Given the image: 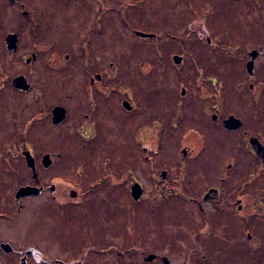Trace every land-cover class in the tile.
<instances>
[{
  "label": "rangeland",
  "instance_id": "1",
  "mask_svg": "<svg viewBox=\"0 0 264 264\" xmlns=\"http://www.w3.org/2000/svg\"><path fill=\"white\" fill-rule=\"evenodd\" d=\"M41 1L51 6L56 0ZM110 1L120 9L107 18L108 23L112 18L114 25L108 26L106 34V67L111 61L118 65L110 84L119 93L115 102L129 97L121 89L123 84L134 85L138 112L125 114L121 108L116 125L105 128L99 138L85 145L71 121L65 123L63 131H51L47 126L38 130L43 143L35 135L37 155L51 152L56 160L51 168L40 169L44 188H39L28 178L25 161L20 159L18 164L14 156L17 132L36 111V96L16 93L10 82V91L0 97L4 118L0 130V243H10L14 251L7 254L0 247V264H163L147 263L139 247L145 254H170L174 264H182L191 246L190 232L197 229L198 210L184 205L176 194L166 195L170 201L164 200L168 182L161 178V172L167 170L166 178L178 179L186 163L194 165L192 178H199L194 174L195 152L189 159L182 156V132L187 125H205L207 117L203 114L211 106L226 115L241 114L247 126L264 131V0ZM84 4L80 0V9L86 13ZM14 7L11 14L17 11ZM64 10L67 8L60 4L55 8L59 26L53 30L55 36L69 38L66 29L80 18L67 17ZM91 12L93 15L94 9ZM15 18L11 29L20 26L18 16ZM30 29L28 25L24 32L21 54L32 48ZM135 29L162 36L155 42L138 37ZM254 48L259 49L260 56L254 75L249 77L246 63ZM174 54L185 56L180 65L174 63ZM22 71L20 60L12 57L11 77ZM77 79L76 74L65 86L59 79L52 99L67 101L65 95L78 89ZM183 87L187 89L185 95H181ZM177 106L186 108L182 112L186 121H180V129H172L170 117ZM258 108L263 109L262 117L256 115ZM77 110L80 114L84 108ZM140 126L146 127L148 134L140 133L138 145L136 127ZM159 129L157 139L153 135ZM209 129L216 152L212 171L195 182L201 189L217 182L216 176L226 164L222 160L237 141L229 135L220 136L221 128L212 124ZM14 157L16 160L11 159ZM244 174L246 169L238 172L236 179ZM135 181L144 188L138 200L131 193ZM28 182L35 183L39 193L17 198L19 188ZM71 189L78 191L75 197H71ZM244 238L238 236L244 244L236 240L239 246L230 247L216 264H264V246L249 249Z\"/></svg>",
  "mask_w": 264,
  "mask_h": 264
},
{
  "label": "flooded vegetation",
  "instance_id": "2",
  "mask_svg": "<svg viewBox=\"0 0 264 264\" xmlns=\"http://www.w3.org/2000/svg\"><path fill=\"white\" fill-rule=\"evenodd\" d=\"M81 1H85L86 5H84L88 8L86 13L80 9L83 7L79 6L80 0H56L51 6L42 4L41 0H0V97L5 92L10 91V82L12 85V80L18 76L26 77L30 88L22 90L12 85L17 90L16 93L20 92L36 96V111L22 124V127L17 132V140L14 142L19 145L16 144L18 149L14 151V153H17L14 156L18 158V164L20 159L25 161L26 169L29 172L28 178L36 181L39 184V188H44L40 169L51 168L56 160L51 152L41 153L40 157L37 155L38 147L36 144L38 142L34 139L35 135L39 143H43L38 139L43 135H40L42 132L38 130H43V127L47 126L51 131H63L65 123L71 121L75 126L76 133L82 139V144L85 145L90 144L95 138H99L105 128L108 129L116 125L115 123L119 120L118 110H121V108L125 114L138 112L137 97L135 98L136 100L133 98V95L136 96L137 92L134 85L131 87L123 84L121 89H124L129 97L123 98L121 101L116 100L115 102V97L119 93L110 84V79L116 76L118 65L115 61H111L109 68H107V56L105 57L106 54H103L107 47L106 34L108 26L110 24L114 25L112 18L109 19V23L107 18L117 15L120 11L119 7H116V4L110 0ZM58 2L61 6L67 8V10L63 11L67 14V17L72 16V19L80 18L79 22L77 20L74 25L70 23L71 27L66 29L67 33H69V38H66V35L59 34L55 36L56 34H54V27L56 26L57 29L59 26L57 23L58 18L54 14L55 8H59ZM77 6L79 7L74 11ZM13 7L17 11L11 14L10 10ZM91 9L95 11L93 15H90L92 13ZM17 16L20 26L19 28L11 29V24L16 21L15 17ZM28 25L31 28L30 41L32 48L22 50L21 54V44L25 39L24 32ZM122 25L121 21L120 27ZM129 28L131 30L134 29L131 25H129ZM137 31L152 34V36H141L137 34ZM134 33L140 38H148L155 42L162 36V34L155 31L138 29H135ZM10 34H17L16 49H11L10 47L11 44L8 38ZM60 37L65 38L59 39ZM207 41L210 43L211 38L208 37ZM63 48L66 49L63 50ZM254 49L258 52V58L260 51L257 48ZM250 52L248 53L249 60L251 58ZM174 56L182 57L181 62L176 63ZM12 57L19 59L24 68V71L14 77H11L10 74ZM184 58L185 56L182 54H174L172 57L176 65H180ZM247 73L249 77L254 75V71L251 74L247 70ZM64 74H69V76L62 79L61 76ZM76 74L78 76L77 91L67 93L65 95L67 101L52 99L56 95V89L58 90L59 79L62 80V84L65 86L69 78ZM253 86L251 84V88ZM186 91L187 89L183 87L181 95H185ZM76 104H79L80 107H76ZM56 107H62L66 110V117L58 123L54 122L53 111ZM80 108H84V111L79 114L80 110L78 111L77 109ZM261 110L263 109L260 108ZM183 111H186V108L179 109L178 107L176 112L172 113L170 117L173 123L172 129H180V121H186L184 119L185 115L182 114ZM256 111L258 117L263 116L259 108ZM199 115L202 116L201 114ZM203 115L207 117L205 125H187L181 136L182 156L184 160L189 159L195 152L194 157L197 164L195 165L194 174L199 178L196 180L192 178L194 165L189 167L187 163L182 166L178 179L166 178L168 176L167 170L161 172V178L166 179L168 182L164 190V200L170 201L166 198V195H171L172 193V196H175L176 194L178 200H181L184 205H189L190 209L198 210L197 229L190 232L191 246L184 254L187 261L182 264H216L218 258L223 260V253L227 250L230 251V247L239 246L235 242L238 240V236L245 237L244 241L249 249L257 246L260 248L261 244L264 246V158L258 155L254 147V144L259 143L264 145V131L260 128H257V130L247 126L246 120L241 114L229 112L226 115L213 106L205 110ZM73 116L72 121L70 118ZM77 116H79V119L76 118ZM205 116L204 118H206ZM231 116L241 121L240 126L236 129L226 127L225 120ZM2 118L3 113L0 112V130L4 127ZM5 122L7 121L5 120ZM210 124L221 128L222 135L220 136L229 135L235 137L237 141H233V148L228 151V157L222 160V163L225 162L226 164L225 166L222 165V170L217 174V182L201 189L196 186L197 181L201 177L204 178L205 173H208L214 167L212 157L216 152V146L213 147L212 145L214 142L209 129ZM136 128L139 134L135 142L139 145L141 140L140 133L146 136L148 129L146 127L142 128V126ZM158 128L160 127L158 126ZM160 130L153 135L157 139L160 137ZM53 139H55L54 136ZM149 139L151 140V137ZM143 148L145 147L143 146ZM27 152L34 158L37 171L36 177L32 168L28 166ZM45 154H50V158H52V163L48 167L43 164ZM57 156L61 157L62 154L58 153ZM15 157L11 159H15ZM197 168H200L201 171H198ZM245 169L247 175L244 174L236 179L238 172ZM98 178L101 179L100 177ZM136 182L140 183L135 181L132 184L131 193L132 187ZM140 184L143 188V184ZM25 185L36 186L35 183L30 184L29 182ZM74 192L77 194L78 191L71 189V197ZM238 241L244 244L242 240ZM3 243L8 242L2 241L0 243L1 248ZM251 243L257 245L250 246ZM8 244L12 247L11 251L6 252L2 249L5 253L10 254L14 251V247L10 243ZM139 249L147 263L159 261L158 263L174 264V258L170 254L161 255L154 252L145 254L143 249L140 247ZM151 255L153 257L149 259Z\"/></svg>",
  "mask_w": 264,
  "mask_h": 264
},
{
  "label": "water",
  "instance_id": "3",
  "mask_svg": "<svg viewBox=\"0 0 264 264\" xmlns=\"http://www.w3.org/2000/svg\"><path fill=\"white\" fill-rule=\"evenodd\" d=\"M137 34L141 35V36H152V34H148V33H144L141 31H137ZM9 42L11 44V49H16V43H17V34H10L9 35ZM257 50H252L250 52V60L247 62V70L249 73H253L254 71V67H255V60L257 58ZM174 60L176 63H180L182 60V57L180 56H174ZM12 85L16 88L22 89V90H28L30 88L29 83L27 82L26 77L24 76H18L16 78H14L12 80ZM54 114V122L58 123L61 120H63L66 117V110L65 108L62 107H56L53 111ZM225 124L227 128H231V129H236L240 126L241 121L238 119H235L233 116H231L230 118H228L227 120H225ZM253 141V140H252ZM254 147L256 148L258 155L264 158V145L262 144H254ZM27 156V162H28V166L32 168L34 176H37V171H36V166H35V162H34V158L33 156L27 152L26 153ZM52 163V158H50V154H45L44 158H43V164L44 166L48 167L50 166ZM143 192V188L141 186L140 183L136 182L133 187H132V196L134 197V199L138 200L139 197L142 195ZM39 193V189L36 186H32V185H25L22 186L21 188H19L16 197H22V196H26V195H32V194H38ZM76 192L72 193V197H75ZM2 248L6 251L9 252L12 250V247L8 244V243H3L2 244ZM153 256L151 255L149 257V259H151Z\"/></svg>",
  "mask_w": 264,
  "mask_h": 264
}]
</instances>
